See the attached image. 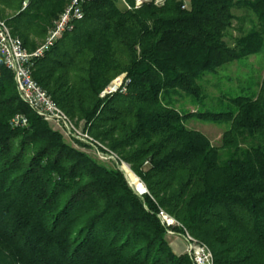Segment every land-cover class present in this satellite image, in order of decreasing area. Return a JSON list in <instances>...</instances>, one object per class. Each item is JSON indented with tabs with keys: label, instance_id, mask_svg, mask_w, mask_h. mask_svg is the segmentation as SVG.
I'll list each match as a JSON object with an SVG mask.
<instances>
[{
	"label": "trees",
	"instance_id": "16d2710c",
	"mask_svg": "<svg viewBox=\"0 0 264 264\" xmlns=\"http://www.w3.org/2000/svg\"><path fill=\"white\" fill-rule=\"evenodd\" d=\"M67 2L0 0V20L33 51ZM120 5H85L32 78L146 191L137 195L116 166L73 148L36 116L0 57V264H192L170 248L159 210L207 246L214 264H251L249 246L264 253V144L244 143L264 139V75L256 94L229 99L226 111H179L175 98L203 107L204 75L264 51V0ZM236 7L250 10L257 27L230 47L223 39ZM120 75L126 91L101 98ZM17 114L26 127L10 126ZM189 120L226 125L220 146L188 129Z\"/></svg>",
	"mask_w": 264,
	"mask_h": 264
},
{
	"label": "built area",
	"instance_id": "2783aa9c",
	"mask_svg": "<svg viewBox=\"0 0 264 264\" xmlns=\"http://www.w3.org/2000/svg\"><path fill=\"white\" fill-rule=\"evenodd\" d=\"M94 0H68L64 10L48 30L42 44L33 51H28L22 41L14 37L8 26L0 20V57L5 68L12 74L19 99L39 118L47 123L55 124L61 135L75 144H82L101 161H112L114 166L124 163L111 150L95 140L84 127L83 123L71 120L51 99V97L33 80L32 71L36 61L44 55L66 33L73 30L74 25L84 15L83 7ZM165 0H133L130 7L124 0H119L121 6L127 9H138L144 5L160 7ZM185 8V6L183 7ZM128 81L125 77L117 78L100 95L101 98L118 91L125 92ZM115 85L114 88H111ZM28 124L24 115L17 114L10 120L12 128H24ZM56 128H54L55 130ZM57 131V130H55ZM60 133V132H59ZM121 166H118L121 170ZM146 191V190H145ZM144 191V193H145ZM158 218L166 229L167 236H176L173 229L181 231L185 242V254L192 264H214L212 252L203 244L198 243L190 234L172 217L163 210H159Z\"/></svg>",
	"mask_w": 264,
	"mask_h": 264
},
{
	"label": "rangeland",
	"instance_id": "374dc122",
	"mask_svg": "<svg viewBox=\"0 0 264 264\" xmlns=\"http://www.w3.org/2000/svg\"><path fill=\"white\" fill-rule=\"evenodd\" d=\"M121 6V5H120ZM122 7V6H121ZM123 8V7H122ZM233 20L231 26L224 33V42L228 46H233L236 39L247 34L250 30L257 27V19L255 15L248 9L244 7H236L232 10ZM44 40V39H43ZM43 40H34L35 47H39ZM264 75V51L257 56H251L247 59H242L238 62H234L222 67L215 74H206L199 80V85L201 86L203 96L205 100L203 102V107L194 108L190 100L184 96H180L175 98V108L179 111H194L195 109L201 111H210V112H220L228 110V100L240 95H246L248 97L256 94L259 90V86ZM125 77V75H120L117 78ZM116 78V79H117ZM115 79V80H116ZM113 80L109 86L115 81ZM108 86V87H109ZM115 86V85H114ZM77 122L76 120H73ZM51 128H56L57 132L61 135V130L53 123H48ZM185 126L190 129L197 131L204 135L212 146L218 147L221 144L222 136L227 129L226 125H219L207 122H201L196 120H189L185 123ZM63 140L71 145L73 148L85 153L94 161L105 165L107 167L114 166L112 161H101L98 160L97 157L91 152L87 146L85 147L82 144H75L74 142L66 139L63 135H61ZM264 144V139L256 138L254 140H247L244 143V146L247 145H257ZM102 144V143H101ZM106 147V146H105ZM107 148V147H106ZM113 152V151H112ZM116 156L117 154L113 152ZM118 157V156H117ZM119 158V157H118ZM124 163V162H123ZM122 165V164H121ZM118 165V166H121ZM124 165L128 166L131 170L130 166L126 163ZM123 165V166H124ZM117 166V169L120 168ZM122 167V166H121ZM132 171V170H131ZM126 181L128 182L131 189L139 196L140 191L146 190L145 187L141 188L139 186V182L137 180L134 181L133 186L130 185L126 174L122 172ZM133 173V172H132ZM181 176V174H180ZM140 181V180H139ZM177 182V181H176ZM141 183V182H140ZM142 184V183H141ZM143 185V184H142ZM144 186V185H143ZM173 231L177 234L176 236H167V241L171 246H173V240H180L184 244V250L186 249L185 242L181 237V231L178 228L173 229ZM240 237V236H238ZM244 247L245 245H240ZM251 252L253 253L251 264H264V253L260 250L254 249L250 247ZM185 254V252H184ZM234 254H237L236 252ZM242 256V255H240Z\"/></svg>",
	"mask_w": 264,
	"mask_h": 264
},
{
	"label": "crops",
	"instance_id": "0c3cea01",
	"mask_svg": "<svg viewBox=\"0 0 264 264\" xmlns=\"http://www.w3.org/2000/svg\"><path fill=\"white\" fill-rule=\"evenodd\" d=\"M173 246H171V244H169L170 248L172 249V251L176 254V255H183L185 250H184V244L182 241L180 240H173Z\"/></svg>",
	"mask_w": 264,
	"mask_h": 264
},
{
	"label": "bare ground",
	"instance_id": "6f19581e",
	"mask_svg": "<svg viewBox=\"0 0 264 264\" xmlns=\"http://www.w3.org/2000/svg\"><path fill=\"white\" fill-rule=\"evenodd\" d=\"M115 87V86H114ZM122 172H124L126 174V177L130 183V185L132 186V188H134L133 183L135 180H137L138 182H140L138 180V178L132 173V171L128 168V166L124 165L121 167Z\"/></svg>",
	"mask_w": 264,
	"mask_h": 264
},
{
	"label": "water",
	"instance_id": "95a60500",
	"mask_svg": "<svg viewBox=\"0 0 264 264\" xmlns=\"http://www.w3.org/2000/svg\"><path fill=\"white\" fill-rule=\"evenodd\" d=\"M144 191H145V190H144ZM144 191H143V192H142V191H140L139 193H140V194H141V193L143 194V193H144Z\"/></svg>",
	"mask_w": 264,
	"mask_h": 264
}]
</instances>
